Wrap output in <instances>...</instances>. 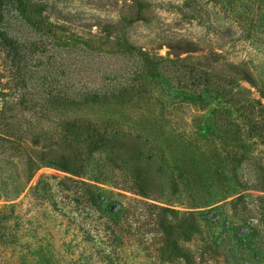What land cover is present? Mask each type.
<instances>
[{
	"label": "rangeland",
	"instance_id": "obj_1",
	"mask_svg": "<svg viewBox=\"0 0 264 264\" xmlns=\"http://www.w3.org/2000/svg\"><path fill=\"white\" fill-rule=\"evenodd\" d=\"M26 1L71 44L79 39L107 48L123 45L198 62L216 91L206 93L202 103L187 101L188 89L163 81L154 100L69 107L65 112L73 119L57 127L48 123L44 132L29 128L28 138L16 140L21 148L0 136V218H6L0 222V264H106L103 255L90 256L89 240L104 243L100 248L110 264H161L157 257L165 235L186 264H264V120L237 109L250 99L264 106V0ZM3 19L1 27L24 39L30 54L52 56L48 39L26 26L16 10L7 8ZM11 93L0 49V108ZM123 134H139L146 149L123 148ZM37 137L55 152L32 147L29 140ZM58 144L75 150L83 178L72 175L73 159ZM107 144L112 150L104 151ZM31 149L49 156L28 176L23 164ZM119 167L130 170L134 188L121 194L157 207L131 201L115 235L97 207H42L30 198L42 175L97 184L93 180L101 173L111 169L117 175ZM202 213L209 222L200 220ZM160 219L170 229L156 234ZM248 232L255 248L238 249L231 236ZM224 233L226 240L216 248Z\"/></svg>",
	"mask_w": 264,
	"mask_h": 264
},
{
	"label": "trees",
	"instance_id": "obj_2",
	"mask_svg": "<svg viewBox=\"0 0 264 264\" xmlns=\"http://www.w3.org/2000/svg\"><path fill=\"white\" fill-rule=\"evenodd\" d=\"M7 8L16 10L26 26L48 39L45 40L52 49L50 58L42 59L43 52L37 55L30 54L24 39L8 35L6 29L1 27L4 21V11ZM0 49L5 55V64L13 91L9 103L6 102L0 108V136L18 148L22 145H17L20 141L16 140L28 138L29 128L33 131L44 132L45 127L47 130L50 129L48 123L50 127H57L73 119L65 112V109L69 107L76 109L88 106L104 107L110 103L133 101L138 98L154 100L157 99L155 88H158L163 81L171 87L188 89L187 101L202 103L206 93L216 91L213 87L216 84L213 83L211 74L205 70V66L198 62L164 59L123 45L107 48L79 39H74L71 44L65 37L57 36L53 27L44 20L40 13H35L26 0H0ZM54 51L58 52L54 53ZM68 51H71L74 56H66ZM223 97L225 98L226 95ZM237 109L243 113L256 112L257 116L264 120V106L255 99L244 100L241 107L239 105ZM25 119H27L26 122L23 121ZM122 139L125 143L121 144H126L123 148L142 146L140 151L142 148L146 149L143 147L144 140L139 134L126 137L123 134ZM40 141L39 137L29 140L34 148H40L49 153L55 152L53 146L45 143L40 145ZM58 145L67 159H73L72 175L83 178L84 166L73 158L75 150L69 144ZM23 150L20 149L18 152L22 154ZM110 150L112 148L107 144L104 151ZM47 154L40 155L34 149L28 151V159L23 164L28 169V176L37 171L40 166H44L43 158L48 157ZM132 155L137 158L136 153L133 152ZM160 168L156 167L155 171L161 174L163 170ZM118 169L119 172L122 171L117 175L111 169L108 173L106 171L101 173L99 181L93 180L97 184L67 176L56 178L42 175L32 187L30 198L42 207H63L68 204V207H97L107 217L106 223L109 226L110 235H115L123 228L121 223L123 207H132L131 201L141 207H157L121 194V192L134 193L133 176L131 177V172L127 167ZM98 184L109 185L111 189L106 190ZM139 195L144 197L142 193ZM116 196L127 199L126 203L119 201ZM57 198L60 200L58 201ZM8 207L12 208V205ZM113 207L120 208L113 210ZM159 210L167 214L184 215V213L173 212L165 208ZM0 212H4V209H0ZM204 214L202 213L200 220L209 222ZM5 220L3 215L0 222ZM166 223L160 219L156 224L158 229L155 233L159 234L161 228L168 231L170 228ZM226 234L224 233L218 242H214L216 248L226 240ZM166 236L168 235L160 239L159 255L161 257H157L159 262L161 264H186L181 259L182 255L167 245ZM231 237L238 249L255 248L250 241V232L234 234ZM110 239L109 237V241ZM105 242L107 246H110L107 241ZM101 244L104 243L100 242L98 245L94 240H89L85 247L91 251L90 256L103 255V260H107L106 264H110L109 255L104 254L105 250L100 248Z\"/></svg>",
	"mask_w": 264,
	"mask_h": 264
}]
</instances>
